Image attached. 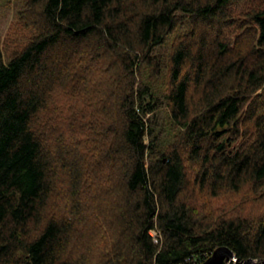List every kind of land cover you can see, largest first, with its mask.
<instances>
[{
	"label": "trees",
	"instance_id": "1",
	"mask_svg": "<svg viewBox=\"0 0 264 264\" xmlns=\"http://www.w3.org/2000/svg\"><path fill=\"white\" fill-rule=\"evenodd\" d=\"M18 1L0 264L264 259V0Z\"/></svg>",
	"mask_w": 264,
	"mask_h": 264
},
{
	"label": "water",
	"instance_id": "2",
	"mask_svg": "<svg viewBox=\"0 0 264 264\" xmlns=\"http://www.w3.org/2000/svg\"><path fill=\"white\" fill-rule=\"evenodd\" d=\"M234 258H235V255L229 247L219 246L214 250L213 255L210 256L202 264H218L221 261H223V259L233 260ZM254 262H259L260 264H264V259L249 258L244 262L243 261H237V264H250V263H254Z\"/></svg>",
	"mask_w": 264,
	"mask_h": 264
},
{
	"label": "rangeland",
	"instance_id": "3",
	"mask_svg": "<svg viewBox=\"0 0 264 264\" xmlns=\"http://www.w3.org/2000/svg\"><path fill=\"white\" fill-rule=\"evenodd\" d=\"M5 1L6 0H0V34L2 35L4 34L10 20L14 15L15 8H17L19 4L18 0H12L11 5H6Z\"/></svg>",
	"mask_w": 264,
	"mask_h": 264
},
{
	"label": "bare ground",
	"instance_id": "4",
	"mask_svg": "<svg viewBox=\"0 0 264 264\" xmlns=\"http://www.w3.org/2000/svg\"><path fill=\"white\" fill-rule=\"evenodd\" d=\"M152 229H153V228H152ZM151 236H152V235H151ZM152 238H153V237H152ZM161 238H162V237H161V233H160V241H161ZM154 242H155V241H154ZM157 243H158V242H157ZM213 253H214V251L212 252V254H211L210 256H212ZM233 253H234V252H233ZM234 255H235V254H234ZM210 256H209V257H210ZM209 257H208V258H209ZM208 258H207V259H208ZM207 259H206V260H207ZM255 259H257V258H255ZM206 260H205V261H206ZM223 261H225L227 264H237V261H241V260H239V259L236 257V255H235V258H234L233 260L223 259ZM223 261H221V262H223ZM244 261H246V260H244ZM244 261H243V262H244ZM221 262H220V263H221ZM202 263H203V262H202ZM202 263H201V264H202ZM254 263H255V264H256V263L260 264L259 262H254ZM218 264H219V263H218ZM250 264H252V263H250Z\"/></svg>",
	"mask_w": 264,
	"mask_h": 264
},
{
	"label": "built area",
	"instance_id": "5",
	"mask_svg": "<svg viewBox=\"0 0 264 264\" xmlns=\"http://www.w3.org/2000/svg\"><path fill=\"white\" fill-rule=\"evenodd\" d=\"M150 234L153 237V240L157 243L160 241V231L157 228H153L150 230Z\"/></svg>",
	"mask_w": 264,
	"mask_h": 264
}]
</instances>
